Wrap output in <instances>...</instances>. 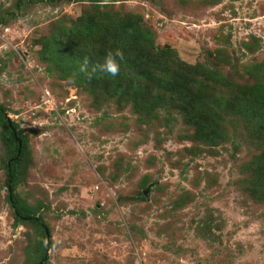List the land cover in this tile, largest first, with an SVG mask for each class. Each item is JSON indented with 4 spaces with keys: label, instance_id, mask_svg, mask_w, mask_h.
<instances>
[{
    "label": "rangeland",
    "instance_id": "rangeland-1",
    "mask_svg": "<svg viewBox=\"0 0 264 264\" xmlns=\"http://www.w3.org/2000/svg\"><path fill=\"white\" fill-rule=\"evenodd\" d=\"M83 12L89 73L115 50L106 20L169 48L181 84L216 71L222 85L190 74L213 100L197 124L178 95L155 101L166 77L140 63L78 80L46 59V38L62 26L72 43ZM240 103L264 115V0H0V105L25 140L11 196L47 229L44 264H264V165L258 177L250 164L264 136ZM4 136L0 123V264H37L46 240L8 202Z\"/></svg>",
    "mask_w": 264,
    "mask_h": 264
},
{
    "label": "trees",
    "instance_id": "trees-1",
    "mask_svg": "<svg viewBox=\"0 0 264 264\" xmlns=\"http://www.w3.org/2000/svg\"><path fill=\"white\" fill-rule=\"evenodd\" d=\"M63 1L70 2L71 0ZM89 15L90 13L88 14V12H83L80 20L77 22L81 29L79 28L73 30L74 34L71 36L74 37V40L72 43H66L64 41V38L67 35L63 32L62 26H59L56 31L54 30V32L46 38L47 40L42 46V51H48L50 54V58L45 56L46 59L51 62L53 61V63L59 67L60 71L64 75H72V77H75L78 80L83 79L86 74L85 72L80 71L84 61L87 60L88 62L87 71L91 69V65L94 62L92 57L95 54V47H93L91 42L94 29H86L87 25L90 23ZM112 20H116V18H112ZM101 24L105 26L103 31L104 36L111 39L110 45L112 48L121 49L123 51L125 64L129 66L135 74H141L140 69H138V72L136 71V63H140L145 68L146 72H149L152 69L153 72L156 71L164 74L166 78H156L157 81L154 83L157 88L155 101L157 100L159 105H162L163 102L166 104L167 102L163 97V93L167 94V96L172 94L178 95L182 98L183 103V105L177 107L178 111L183 116L190 117L189 120L192 124H197L198 119L196 117L198 115V110L202 106L211 103L210 100H213L208 97L206 92L197 87L199 84L198 80L194 78L191 79L190 74L205 76V79H207L208 82H212L216 85H222L223 82L220 79V75H218L216 71H207L201 65H197L194 68L197 69L196 71L194 70L191 73H186V78L184 79L183 84H181L173 78L174 72L181 69L179 67L181 62L174 58L170 60V62H172L171 65L166 66L163 62V59L168 57V52L170 51L169 48H159L156 46L153 48V44L149 42V40L147 41L146 36L144 35L132 39L131 36H128V31L123 29L125 27H121L120 22L116 23L114 27L110 22L108 23L107 20L104 23L101 22ZM120 90L121 89L119 87H116L113 90V93L118 94ZM231 110L233 112H238L240 117L244 119L248 126L246 132H250L252 137L260 136L261 139L264 136V115L258 106L252 108L250 104L248 106L242 103L233 104L231 106ZM4 113H6V109L0 105V123L4 126V137L8 142L9 150L11 152L4 164L6 172L5 184L7 185L8 182L12 184L15 180L18 165L24 157L25 140L24 137L16 131V124L13 123V121L10 120V124H8ZM259 121L262 122L261 132H259L257 127V124L260 123ZM197 129L205 130V125L202 124L201 126H197ZM14 136H16L21 142L18 154H16L17 142L14 140ZM261 143V150L250 163L252 165L253 172L256 173L258 177L261 175V167L264 165V139L261 140ZM8 202L15 210L14 215L16 219L25 220L38 226L45 237L44 229H46V227L42 221H40L39 217L31 216L25 210L20 208L13 196H11V200L8 198ZM49 244L50 239H48L47 243L41 247L42 252L39 256L40 258L38 259V262H36L37 264H44L47 260L46 251L49 248Z\"/></svg>",
    "mask_w": 264,
    "mask_h": 264
},
{
    "label": "clouds",
    "instance_id": "clouds-1",
    "mask_svg": "<svg viewBox=\"0 0 264 264\" xmlns=\"http://www.w3.org/2000/svg\"><path fill=\"white\" fill-rule=\"evenodd\" d=\"M124 53L121 49H115V50H109L106 52V55L104 57V62L101 65L94 66L89 73L87 71V60L84 61V64L81 66L80 71L87 73L89 78L91 77V74L96 72L97 70L107 73L110 76H117L120 72V66L121 63L124 62Z\"/></svg>",
    "mask_w": 264,
    "mask_h": 264
},
{
    "label": "water",
    "instance_id": "water-1",
    "mask_svg": "<svg viewBox=\"0 0 264 264\" xmlns=\"http://www.w3.org/2000/svg\"><path fill=\"white\" fill-rule=\"evenodd\" d=\"M4 115H5L6 121L8 122V124H10V120H9L8 116L6 115V113H4ZM14 140L17 142L16 154H18L19 150H20L21 142L16 136H14ZM6 189H7L8 198H9V200H11V188H10V183L9 182L6 185ZM13 211H15L14 208H13ZM44 234H45V240H46V243H47V241L49 239V235H48V232H47L46 229H44Z\"/></svg>",
    "mask_w": 264,
    "mask_h": 264
}]
</instances>
